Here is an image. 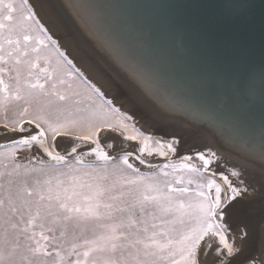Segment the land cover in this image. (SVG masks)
Instances as JSON below:
<instances>
[{"label":"snow or ice","instance_id":"obj_1","mask_svg":"<svg viewBox=\"0 0 264 264\" xmlns=\"http://www.w3.org/2000/svg\"><path fill=\"white\" fill-rule=\"evenodd\" d=\"M112 134L136 153L111 155ZM0 135V264H257L230 223L248 195L242 173H218L214 152L198 153L199 167L148 162L176 142L138 131L28 0H0ZM177 168L198 179H168Z\"/></svg>","mask_w":264,"mask_h":264},{"label":"water","instance_id":"obj_2","mask_svg":"<svg viewBox=\"0 0 264 264\" xmlns=\"http://www.w3.org/2000/svg\"><path fill=\"white\" fill-rule=\"evenodd\" d=\"M46 1L140 120L164 140L174 135L185 138L171 162L191 157L186 147L198 146L201 153H216L214 170L242 173L244 181L260 187L264 0H66L97 41V50L115 58L108 56L115 65L107 61L116 72L84 41L61 0ZM140 85L156 95H150L153 100L148 97L153 112L136 91ZM262 196L253 204L256 243L245 249L251 259L261 248Z\"/></svg>","mask_w":264,"mask_h":264},{"label":"bare ground","instance_id":"obj_3","mask_svg":"<svg viewBox=\"0 0 264 264\" xmlns=\"http://www.w3.org/2000/svg\"><path fill=\"white\" fill-rule=\"evenodd\" d=\"M28 2H29V5L31 6L32 11H34L36 13V18L39 19L40 23L43 24L44 27L48 30V35H51L52 38L57 41V43L60 45L61 51H64L68 55L69 59H71L73 61V63L76 65V67L79 68L81 71H83L89 80H91L98 87H100L101 90L105 92L106 97L108 99L113 100V103L117 108H119L122 112H126L127 114L131 115L134 118L135 127L137 130H139L140 132H143L145 134L152 135L156 139L162 138L163 141H167V142L175 141L176 142L174 144V146L176 148L175 153H173L172 151L167 150V149H165V150L171 152L172 156H174V154L176 155V153L179 151L178 149L180 147H182L184 142L186 141V140H184L185 138L182 137L181 135H179V136L174 135V136L167 137L168 140H164L165 137L160 136L159 132L157 133L155 130H153V128H151L149 125L145 124L142 120H140L138 115H136L133 112V110L130 108V106L126 102H124L123 98H121L117 94V92H115L114 89L108 84L106 79L103 78L104 75L100 74L101 71L99 70V68L96 65H94L89 60V58L87 56L84 55V53L80 50V47L78 46V44L75 43V41L69 36L67 30L64 29V27L60 23L59 19H57L54 11L51 9V7L47 3V1L46 0H28ZM61 2L63 4L64 10L66 8V11L68 12L67 14H69V16L71 17V18L69 17L71 19L70 21L77 27V29L79 30L84 41H86L88 44H91L97 50L98 46L95 43L97 41L94 40V38H92L91 34L89 33V30L82 24L81 20L78 17V14L75 13L74 8H72L70 6L69 2H67L66 0H61ZM114 46L116 47V45H114ZM118 48L120 50V47H118ZM98 52L101 56V60H104L106 62V64L109 67H111V69L114 72H116V69L112 67L115 64L109 58L111 55L109 56L106 53L102 54L100 52V50ZM111 57H113V56H111ZM107 60L110 63H112L113 65L111 64L112 65L111 66ZM129 82L131 83V80ZM131 84H133V83H131ZM135 88L137 89L136 91L140 92L142 94V96L144 97V98H142L144 101L143 100L142 101L145 102L147 104L148 108L150 109V111L153 112L155 107L152 105L154 107L153 108L149 104V103H151L149 101V99L151 98V96L153 98H155L152 95L154 93H151L152 91H149V89L147 90L149 93H147L145 90H143V86H141V89L137 88L136 86H135ZM148 97H150V98L148 99ZM148 101H149V103H148ZM159 109L162 112H164L161 108H159ZM158 117L165 118L164 116H158ZM129 123L131 124L132 122H129ZM102 144L104 146H106L105 150L108 151L111 155H118V154H121L122 152H127V151H131L135 154L136 149L138 148V146L136 144H134L130 141L124 140L121 136H118L116 134H112L110 136L103 137L102 138ZM60 147L62 148L63 151L64 150H70L69 141L63 140L61 142ZM186 148H188L187 150H190V151H187L186 153L188 155H190L192 157V159L191 160H185L183 158L180 160L187 161L190 164L194 165L195 167H199L201 162L199 161L198 157L195 156L197 153H201L198 146L194 147V146L190 145V146H187ZM85 150H87V149H85ZM133 159H134V157H133ZM145 159L148 162H154V161L156 162L157 161V166H160L159 164L163 163V161H158L159 159H157V158H155V159L145 158ZM134 160H132V161L137 167L142 168V169H146L143 166L148 167L147 164L141 166L138 164L139 161L136 160L138 162L137 163ZM180 160H176V161H180ZM153 164H156V163H153ZM147 169L150 170L151 168L148 167ZM217 172L219 173V171H217ZM224 173L230 174V173H226V172H224ZM230 178L235 183H239V180L236 177H230ZM218 181H219V179H218ZM245 182H246V185L248 187V195L245 196L240 201L238 208L232 214L230 223L232 224V227L235 231L238 232L239 229L245 228L246 231L248 232V238H247V241L245 244V249H247L251 244L253 227H254V219H255V215H256V213L254 212V209L256 208V206L251 205V207L249 208V204L251 202L253 203L254 200H257L258 196H262V193H263L262 198L264 197V184H263L264 180L263 179H262V181L260 180V182H259L260 187L259 186L256 187V184H250L247 181H245ZM244 186L245 185H240L241 188H243ZM254 195H256V196H254ZM246 202H248V206L244 205ZM258 213L260 214L259 208H258ZM261 232L264 234V226H262ZM259 252H260V254L254 255L253 259L257 262V264H264V243H263V245H261Z\"/></svg>","mask_w":264,"mask_h":264},{"label":"rangeland","instance_id":"obj_4","mask_svg":"<svg viewBox=\"0 0 264 264\" xmlns=\"http://www.w3.org/2000/svg\"><path fill=\"white\" fill-rule=\"evenodd\" d=\"M17 3L19 4V3H22V0H17ZM139 131V130H138ZM6 139H8V137H5V136H2V135H0V143L1 142H4ZM65 140H67V139H65ZM130 142H132V143H134V144H136L138 147H139V144L137 143V142H133V141H130ZM103 145V144H102ZM60 150L61 151H63L62 150V148L60 147ZM167 151V150H166ZM36 152V149L34 148L33 150H32V153H29V152H22L21 154H20V157H21V159L23 160L25 157H30L33 153H35ZM172 153L171 152H169V151H167V157H162V156H158V155H153V156H145L144 158H148V159H155V158H157V159H159L158 161H166V162H163V163H161V164H159L160 166H162V165H164V164H173V165H180V164H182V163H187V164H189V165H191V166H193V167H195L194 165H192V164H190L189 162H187V161H183V160H180V161H175V162H171L170 160L172 159ZM46 158V157H45ZM132 160H134V159H132ZM130 161V162H133V161ZM135 162H137L136 160H134ZM26 162V161H25ZM138 163V162H137ZM151 164H153V163H156V164H153V165H157V161L155 162H150ZM139 164V163H138ZM140 165V164H139ZM141 166H143V165H141ZM144 168H146V169H142V168H140V170H141V172H143V173H151V172H154V171H156V169L155 168H151L150 170L149 169H147L148 167H146V166H143ZM169 171H170V173H171V175L168 177V179H172V178H175V177H180V176H183L184 178H185V180H187L190 176H191V178L193 179V180H197L198 179V177H196L194 174H191V173H189V171L187 170V169H183V170H181V169H179V168H177L175 171H173L172 169H169ZM219 182V181H218ZM189 187L190 188H195V184H192V185H189ZM254 196H256V195H254ZM253 197V196H252ZM254 204V201H253V203L251 202L250 204H249V208L251 207V205H253ZM244 205H247L248 206V202H246ZM262 228V227H261ZM264 234L262 233L261 235H260V239H258V243H259V245L261 244V245H263V243H264V236H263ZM255 238H256V236H255ZM255 238L254 237H252V239H251V246H253L256 242H255ZM263 239V240H262ZM261 240H262V243H261ZM253 244V245H252ZM260 245V246H261ZM251 246H249V248L251 247ZM257 254H260V252H257L256 253V255Z\"/></svg>","mask_w":264,"mask_h":264}]
</instances>
